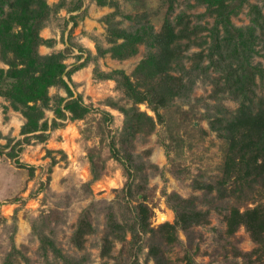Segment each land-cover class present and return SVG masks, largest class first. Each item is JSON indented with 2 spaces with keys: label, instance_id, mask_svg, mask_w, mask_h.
<instances>
[{
  "label": "rangeland",
  "instance_id": "1",
  "mask_svg": "<svg viewBox=\"0 0 264 264\" xmlns=\"http://www.w3.org/2000/svg\"><path fill=\"white\" fill-rule=\"evenodd\" d=\"M46 3L38 52L62 53L68 69L81 66L69 84L90 111H66L68 118L58 120L63 126L48 128L41 141L44 122L51 126L68 99L62 86H51L27 140L25 108L0 95V264H244L234 252L252 251L255 243L244 227L228 235L226 216L232 207L264 202V181L225 197L204 186L222 175L226 125L241 105L256 111L264 102V73L254 82L247 76L248 67L264 70V0H246L232 13L239 41L201 0ZM166 22L182 36L167 65L175 78L169 81L149 63L159 51L152 35ZM11 63L0 42V70ZM122 75L165 96L161 119L152 109L158 99L135 106L120 86ZM134 107L139 127L125 133L122 110ZM112 146L132 162L121 163ZM254 151L264 166V143ZM178 197L191 210L208 211L209 222L178 230V241L167 244L157 229L174 222ZM139 203L150 208L147 233L137 224Z\"/></svg>",
  "mask_w": 264,
  "mask_h": 264
},
{
  "label": "trees",
  "instance_id": "2",
  "mask_svg": "<svg viewBox=\"0 0 264 264\" xmlns=\"http://www.w3.org/2000/svg\"><path fill=\"white\" fill-rule=\"evenodd\" d=\"M201 1L217 13L216 23L218 26H223L226 31L239 34L237 41L243 39V33L235 29L230 20L232 13L241 7L246 0ZM49 15L50 9L46 0H0V42L3 45L4 53H12L15 59V63H11L6 73L0 70V95L6 96L15 105L25 108L27 120L22 126L21 134L27 140L37 130L35 121H33V118H36L39 112L37 104L39 102L42 105L47 103L49 99L48 90L51 86H62L68 95V99L63 108L58 109L57 116L52 120L51 126L47 121L44 122L43 132L37 134L41 141L47 139L46 131L48 128L63 126L58 120L64 121L68 118L66 111H70L79 117L90 111L89 107L83 104L82 97L80 95L75 96L69 84L72 81V74L79 70L81 66L73 65L68 69L64 64L65 59L62 53L42 56L38 52L39 47L45 43V40L40 36V31L44 20ZM15 27L20 29L19 32H13ZM181 37V34L176 32L168 22L164 24L160 33L152 35L159 51L151 56L149 63L153 65L158 73L165 74L166 81L175 79L167 74V65L178 55L176 42ZM146 63H142L141 67ZM248 68L247 76L252 82H254L255 74L264 73L263 69ZM122 76L123 78L119 81L120 86L124 88L126 96L132 100L135 106L143 102L152 103L153 99L151 97L158 99L152 109L161 119L160 109L166 107L165 96L154 89L139 90L128 76ZM76 108H82V114L78 115ZM135 108L122 110L126 117L125 133L129 129L135 130L139 127L141 113L137 112ZM35 114L36 116L33 117ZM225 131L224 138L227 146L224 152L222 175L215 186L211 184L204 186L209 191L216 188L221 197H225L227 192L228 194H234L242 190L248 182L252 184L253 182H259V180L264 181V166L258 163L257 154L254 151L255 147L264 143V102H260V106L256 111H252L244 104L241 105L235 119L226 125ZM112 147L115 157L121 163L124 162L123 158L127 159L125 165L132 162L131 156L120 157L115 146ZM227 185H229V188H227ZM178 201L179 204L172 206L175 212L174 222H165L157 229V232H160L167 244L178 241V230L188 231L194 226L209 222L208 211L189 209L188 201L184 198L178 197ZM136 210L137 224L142 232L147 233L150 226V208L145 203H139ZM82 224L83 221H81V226L79 225L76 233L78 237L82 233L80 230ZM226 225V232L230 236L240 227H244L255 243V248L252 251H236L234 256L241 257L244 264H264V202L244 210L232 207L226 216ZM78 245H82L80 241ZM150 254L160 263L161 253L158 247L152 246Z\"/></svg>",
  "mask_w": 264,
  "mask_h": 264
}]
</instances>
